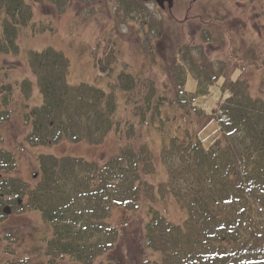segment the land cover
Segmentation results:
<instances>
[{
  "label": "trees",
  "instance_id": "trees-1",
  "mask_svg": "<svg viewBox=\"0 0 264 264\" xmlns=\"http://www.w3.org/2000/svg\"><path fill=\"white\" fill-rule=\"evenodd\" d=\"M53 1L61 7L67 0ZM258 1L252 10L263 23L264 0ZM34 16V6L27 0H0V53H18L21 35L43 30ZM262 48L252 47L248 58L264 67ZM88 49L95 68L112 77L119 60L116 41L98 39ZM220 61L215 65L203 53L200 63L190 59L192 68L204 77L196 76L199 92L186 88L187 63H179L173 71L178 89L175 96H168L153 76L133 73L127 63L109 82V90L87 82L72 86L63 52L52 47L32 50L29 62L43 101L25 103L29 107L25 117L30 120L25 140L30 145L62 139L100 143L114 131L120 148L104 161L42 153L38 176L30 183L11 174L18 156L0 146V218L6 206L39 209L52 225L43 247L47 264L66 257L77 264H97L98 257L119 239L120 229L108 220L111 209L135 210L147 202L145 264H264V99L239 84L227 65L230 60ZM215 84L225 92L218 108L222 133L209 147L190 127L185 134L165 127L176 120L177 108L194 106L196 93H208ZM30 87L28 78L0 80V103L12 102L16 89L23 92ZM123 90L126 97L121 105ZM147 125L157 126L167 136L161 154L169 178L158 187L147 180L155 170L153 152L144 140ZM169 199L184 212L181 219L162 209L161 203Z\"/></svg>",
  "mask_w": 264,
  "mask_h": 264
},
{
  "label": "rangeland",
  "instance_id": "rangeland-1",
  "mask_svg": "<svg viewBox=\"0 0 264 264\" xmlns=\"http://www.w3.org/2000/svg\"><path fill=\"white\" fill-rule=\"evenodd\" d=\"M27 1L34 6L36 22L44 28L35 35H21L18 53H0V80L16 82L28 78L31 81L30 89L23 90L24 93L16 89L12 102L0 103V146L15 151L18 156V166L11 174L30 183L38 176V172L36 176L34 173L39 170L42 153L104 161L120 148L114 131L100 143L62 139L56 143L30 145L25 140L30 129V120L25 117L29 107L25 103L33 106L43 101L38 78L29 62L32 50L52 47L63 52L69 61L67 82L72 86L87 82L109 90V82L127 63L125 66L133 73L153 76L168 96L176 95L178 88H174L173 71L179 63H187L186 88L199 92L196 76L204 77L192 68L190 59L200 63L203 53L215 65L221 64L220 60L222 64L230 60L227 65H231L233 77L240 79L239 84L247 86L253 96L264 99V67L257 66L248 55L252 47L253 50L264 47V19L263 23L257 21L258 12L252 10L258 0H173L170 8H162L155 0H67L61 7L53 0ZM102 38H111L117 43L119 60L112 77L95 68L89 53L88 45ZM235 54L239 55L237 59ZM219 84L210 86L208 93H196L194 106L177 108L176 120L166 122L165 127L172 133L182 134L190 127L209 147L222 133L221 114L216 108L225 92ZM119 93L122 105L126 92ZM156 127L147 125L144 140L153 152L155 165L147 180L158 187L169 178V173L161 154L167 136ZM161 205L175 220L184 215L171 199ZM148 217L147 202L135 210L114 206L108 220L120 229L119 239L111 250L98 257L97 264L107 260L115 264H145L149 251L143 248V236ZM51 232V223L39 209L6 207L5 216L0 218V264L13 260L47 264L43 247ZM57 264L77 262L66 257Z\"/></svg>",
  "mask_w": 264,
  "mask_h": 264
},
{
  "label": "water",
  "instance_id": "water-1",
  "mask_svg": "<svg viewBox=\"0 0 264 264\" xmlns=\"http://www.w3.org/2000/svg\"><path fill=\"white\" fill-rule=\"evenodd\" d=\"M158 2V4L161 6V7H165V2L167 1V5L168 7H172L173 5V0H156ZM36 175V173L34 174Z\"/></svg>",
  "mask_w": 264,
  "mask_h": 264
}]
</instances>
